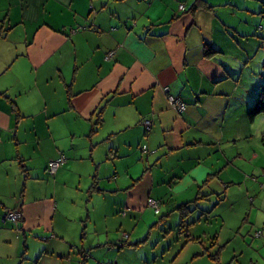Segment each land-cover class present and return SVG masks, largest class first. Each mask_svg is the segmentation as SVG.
<instances>
[{
    "label": "crops",
    "instance_id": "0c3cea01",
    "mask_svg": "<svg viewBox=\"0 0 264 264\" xmlns=\"http://www.w3.org/2000/svg\"><path fill=\"white\" fill-rule=\"evenodd\" d=\"M194 3L0 0V264H222L210 253L218 233L205 249L197 243L209 239L193 223L210 212L197 202L218 195L219 204L244 184L236 193L264 211V183L238 161V144L255 133L256 94L229 79L239 63L226 50L204 45ZM105 163L109 190L97 187ZM149 198L181 234L169 241L177 251L141 252L135 230ZM7 210L22 219L2 221ZM109 220L131 224L136 244H116L128 233L113 239L101 227ZM254 226L264 241V218Z\"/></svg>",
    "mask_w": 264,
    "mask_h": 264
},
{
    "label": "rangeland",
    "instance_id": "374dc122",
    "mask_svg": "<svg viewBox=\"0 0 264 264\" xmlns=\"http://www.w3.org/2000/svg\"><path fill=\"white\" fill-rule=\"evenodd\" d=\"M193 1L198 9L196 12L200 14V20L196 15V21L201 26L199 32L203 36L204 45L211 43L215 48L220 47L226 50L231 56L229 60L239 63L238 68L232 67L235 71L234 77H229V79L239 85L240 83L236 81L237 78L241 79L242 84L247 83L248 93L250 92V95L253 96L256 94L254 96L256 99L260 84L264 80V0H212L213 3H207L205 0H191V3ZM196 27H199L197 23ZM204 50L206 51V46H204ZM248 52L252 54L246 62ZM219 56L221 55L216 58L220 59ZM253 125L255 127L254 136L238 144L242 147L244 154V157H240L238 161L247 165L244 169L248 171L249 177L253 181L264 183V145L261 141V136L264 134V114L257 116ZM65 158L67 162V157L65 156ZM105 169L106 163L101 169V186L97 187L109 190L112 186L108 179H104ZM47 172L49 173L48 169ZM239 187L245 189L244 184L232 185L230 187L232 194L229 199L223 200L219 204H215L220 198L218 195L211 196L210 202H197L202 207L209 209L210 212L207 213V210L202 216V220L193 223L192 227L194 230L200 231L205 240L210 238V234L218 233L215 245L210 248V253L216 255L220 252L222 264H249L251 259L261 262L264 256V246L261 245L264 244V241H261L262 230L256 226L251 229L256 221L264 218V211L258 212L252 208L251 200L236 193L235 190ZM94 203L96 204L97 201H93V206ZM255 203L258 206L261 205L257 201ZM154 210L149 207L146 213L142 214L138 224L136 223L135 233L138 235L139 244L145 246L143 249L145 252H141L150 256L161 251L162 255L170 245H172V252L177 251L182 244H169V241L171 242L181 234L178 231L169 232L166 224L160 221L163 218H160L162 215L155 214ZM123 212L126 210L123 209L122 216ZM178 220L177 216L176 222ZM103 226L104 229L105 226H108L113 231V239L116 238L117 233L122 234L123 231H127L126 238L122 241L119 239L116 244H136L137 238L129 240L130 232L125 230V227L131 228V224L121 228L118 220L116 222L109 220L101 221V227ZM249 227L251 230L248 231ZM210 239L205 244H202L201 241L197 243L203 245L205 249L214 242ZM159 262L161 264V261Z\"/></svg>",
    "mask_w": 264,
    "mask_h": 264
},
{
    "label": "built area",
    "instance_id": "2783aa9c",
    "mask_svg": "<svg viewBox=\"0 0 264 264\" xmlns=\"http://www.w3.org/2000/svg\"><path fill=\"white\" fill-rule=\"evenodd\" d=\"M180 8L183 9L184 8L183 5H180ZM112 55H113V53H110L107 56V58L112 56ZM168 99H169L171 106H173V108H175L178 112H184L185 111L186 104L182 98L175 96V95H172V94H169ZM151 125H152V123L150 120H144L143 121V126L145 127V129L150 130ZM145 148H146V146H143V149H145ZM64 163H66V158L64 155H61L57 159L50 160L48 165H47V169H48L49 173L53 174ZM147 204L150 207L154 208L157 213L160 211V204L157 200H155L153 198H149ZM123 215H125V212H123ZM22 217H23V214L20 210H7L3 213L1 219L4 222H6L8 220L20 221L22 219Z\"/></svg>",
    "mask_w": 264,
    "mask_h": 264
},
{
    "label": "trees",
    "instance_id": "16d2710c",
    "mask_svg": "<svg viewBox=\"0 0 264 264\" xmlns=\"http://www.w3.org/2000/svg\"><path fill=\"white\" fill-rule=\"evenodd\" d=\"M195 8H197V7L195 6L194 9ZM206 51H207V54H209V53L214 52L215 50H213V48H212V50H211V48H209ZM263 68H264V64H263ZM261 114H264V80H263V83L260 84L258 96H257L255 102L248 109L247 117H248V119H249L250 122H253L256 119V117L259 116V115H261ZM178 210L181 211L184 214L186 212L185 210H187V204L180 205L178 207ZM213 258H215L216 260H218V256L217 255H214Z\"/></svg>",
    "mask_w": 264,
    "mask_h": 264
}]
</instances>
